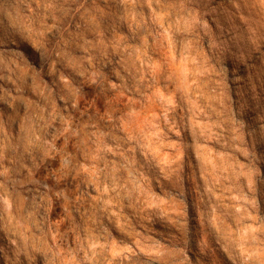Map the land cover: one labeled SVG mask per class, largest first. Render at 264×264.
<instances>
[{
  "label": "rangeland",
  "instance_id": "rangeland-1",
  "mask_svg": "<svg viewBox=\"0 0 264 264\" xmlns=\"http://www.w3.org/2000/svg\"><path fill=\"white\" fill-rule=\"evenodd\" d=\"M0 264H264V0H0Z\"/></svg>",
  "mask_w": 264,
  "mask_h": 264
}]
</instances>
